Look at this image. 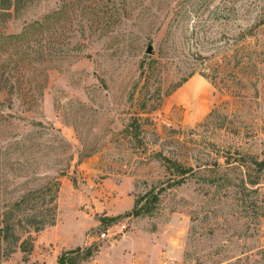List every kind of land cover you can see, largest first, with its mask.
Instances as JSON below:
<instances>
[{
  "label": "rangeland",
  "instance_id": "rangeland-1",
  "mask_svg": "<svg viewBox=\"0 0 264 264\" xmlns=\"http://www.w3.org/2000/svg\"><path fill=\"white\" fill-rule=\"evenodd\" d=\"M6 1L2 34L61 8L48 27L58 29L52 48L65 51L39 58L27 95L9 109L29 123L17 117L3 131L29 130L44 150L32 165L17 164V155L0 160V227L15 225L0 236V264L24 263L20 244L29 236V264H58L67 246L92 248L80 264H212L264 247V216L253 237L241 236L253 217L240 216L235 195L224 196L235 189L222 185L226 155L264 159V77L235 64L219 87L202 75L255 42L253 0H18L8 11ZM163 156L194 173L177 183ZM55 176L59 228L34 232L33 203L11 206ZM49 208L40 210L49 216ZM123 219L124 234L99 237L102 226Z\"/></svg>",
  "mask_w": 264,
  "mask_h": 264
},
{
  "label": "trees",
  "instance_id": "trees-1",
  "mask_svg": "<svg viewBox=\"0 0 264 264\" xmlns=\"http://www.w3.org/2000/svg\"><path fill=\"white\" fill-rule=\"evenodd\" d=\"M253 1L254 12L249 29L250 36L256 39L255 42L253 44L248 42L242 44L240 51L238 50L236 54L227 56L226 59L221 61L217 60L213 64L211 72L202 73L216 87H219V83L221 82L225 83V78L221 77V75H224L226 69H229L234 64L235 67L240 69L246 67L253 68L257 76L256 80L264 77V0ZM18 4V0H9L4 3L2 8L8 11L11 8H15ZM60 12L61 8H57L53 10L51 15L25 22L22 30L18 33H0V129L2 128V133L0 131V160L4 161V163L7 159L10 162L12 157L17 155V164H20V160L24 159L28 165H32L29 161L33 160L36 151L44 150L41 144H36L35 138L29 130L11 133L9 130H4V132L3 129L17 117L21 122L29 123L25 116L16 115V113L9 109H13L16 102L18 100L23 101L24 96L27 95L25 85H27L28 80L39 69L38 65L41 63L39 58H44L48 52L55 51L52 46L56 44L55 36L58 33V29L53 26L54 30L51 32V28L48 25L51 23L49 21L51 19L57 25V15ZM247 38L248 35L242 36L241 41H247ZM64 51L58 50L48 54L50 56L53 53L58 55V53ZM244 77V79L251 81L247 76ZM242 80V78L238 79L240 82ZM242 83L244 87L245 83ZM251 83L254 82L252 81ZM181 85L182 83H178L177 87ZM42 93H37V100L42 96ZM241 95L244 97L243 94ZM214 113L215 110L210 113L209 117ZM35 123L32 122L31 125L35 126ZM37 125L42 126V123L38 122ZM36 145H38L37 148L35 147ZM163 157L170 163V166L176 171L177 175H179L180 178L176 180L177 183L184 182L189 174L194 173L192 165L186 166L177 160L166 156ZM225 165L226 171L222 185L233 187L232 189L235 190L232 192L226 191L224 196L229 197L230 193H233L235 195L234 199L238 201V207H241L239 211L240 216L251 215L253 217L250 221L251 223L245 224L240 234L244 237H253L258 232L257 223L259 219L264 216V184L261 181L262 173L264 172V159L260 160L254 156H246L241 153L235 158H232L231 155H226ZM31 167L29 168L31 169ZM230 170L235 171L236 175L234 177L229 176ZM214 184L216 185L217 182ZM61 185L60 176L52 177L41 186L28 189L21 198L13 202L11 209L19 211L22 210L23 205H30L32 202V210L39 211L38 214H33L28 218L29 222L27 224L33 227L34 232L42 231L47 226H53L57 222ZM48 204L50 205L49 216H47L44 210H40V208H44ZM252 222L255 223L254 227H251ZM18 225L23 227L22 221ZM12 229H15L14 224H6L0 227V236H3V233H5V236L8 235ZM24 231L26 233L30 232L28 229ZM20 247L24 251V263L22 264H29L27 259L34 249V238L29 236L24 239ZM222 250H224L223 247L220 248V251ZM92 256V248L83 249L77 247L64 251L57 261L58 264H80V260H88ZM201 264L204 263L202 262ZM212 264H264V247L258 246L244 249L236 255L215 260Z\"/></svg>",
  "mask_w": 264,
  "mask_h": 264
},
{
  "label": "built area",
  "instance_id": "built-area-1",
  "mask_svg": "<svg viewBox=\"0 0 264 264\" xmlns=\"http://www.w3.org/2000/svg\"><path fill=\"white\" fill-rule=\"evenodd\" d=\"M130 227L127 219L117 220L116 222L102 226L99 230V237L101 239H115L117 235L124 234Z\"/></svg>",
  "mask_w": 264,
  "mask_h": 264
},
{
  "label": "crops",
  "instance_id": "crops-1",
  "mask_svg": "<svg viewBox=\"0 0 264 264\" xmlns=\"http://www.w3.org/2000/svg\"><path fill=\"white\" fill-rule=\"evenodd\" d=\"M60 191H61V190H60ZM133 205H134V200H132L131 203H129V208H128V209L130 210V208L133 207ZM120 212H121V211H120ZM118 213H119V212H118ZM59 225H60V223H59V222H56V224L53 225L52 228H54V229H58V228H59ZM44 231H45V229H43L41 232H44ZM74 247H76V246H67V247H65V248L67 249V248H74Z\"/></svg>",
  "mask_w": 264,
  "mask_h": 264
},
{
  "label": "water",
  "instance_id": "water-1",
  "mask_svg": "<svg viewBox=\"0 0 264 264\" xmlns=\"http://www.w3.org/2000/svg\"><path fill=\"white\" fill-rule=\"evenodd\" d=\"M147 52L148 53H152L153 52V46L151 44L148 45Z\"/></svg>",
  "mask_w": 264,
  "mask_h": 264
}]
</instances>
